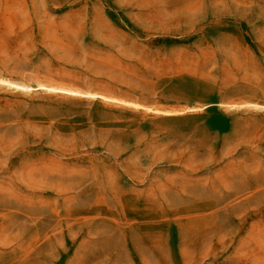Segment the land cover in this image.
Listing matches in <instances>:
<instances>
[{
    "label": "rangeland",
    "instance_id": "obj_1",
    "mask_svg": "<svg viewBox=\"0 0 264 264\" xmlns=\"http://www.w3.org/2000/svg\"><path fill=\"white\" fill-rule=\"evenodd\" d=\"M0 79V264H264V0H0Z\"/></svg>",
    "mask_w": 264,
    "mask_h": 264
},
{
    "label": "bare ground",
    "instance_id": "obj_2",
    "mask_svg": "<svg viewBox=\"0 0 264 264\" xmlns=\"http://www.w3.org/2000/svg\"><path fill=\"white\" fill-rule=\"evenodd\" d=\"M0 83H2V84H6V85H11V86H13V87H15L16 89H20V88H22V89H25V90H28V89H35V87L34 88H31V87H27V86H19V85H15V84H12V83H10V82H8V81H5V80H3V79H0ZM40 86V85H39ZM44 87V86H43ZM47 87V86H46ZM41 89V88H40ZM55 89V88H54ZM53 89V90H54ZM47 90V89H46ZM51 90H52V87H51ZM56 91L58 90V91H63L64 92V90L63 89H55ZM66 91V90H65ZM67 92V91H66ZM69 93V92H68ZM88 95V94H87ZM92 95V97L95 95V93H90L89 94V96H91ZM97 95V94H96ZM100 95V94H99ZM101 97H103V98H105V99H107V100H111V101H117V102H122V103H125V104H130V102H126V101H122V100H120V99H115V98H113V97H106V96H101ZM102 99V98H101ZM133 105H135V106H140V105H138V104H133ZM223 105H225V106H232V105H235V106H245V105H258V104H256V103H253V102H250V103H244V104H230V103H224ZM255 106H253V107H255ZM259 106H261V107H263L264 108V105H259ZM159 112V111H158ZM160 113V112H159ZM165 113H175V112H171V111H165Z\"/></svg>",
    "mask_w": 264,
    "mask_h": 264
}]
</instances>
